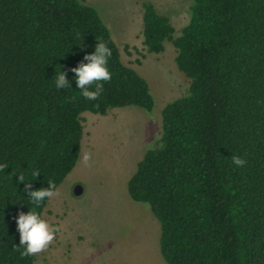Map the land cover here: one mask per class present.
<instances>
[{"label":"trees","instance_id":"trees-1","mask_svg":"<svg viewBox=\"0 0 264 264\" xmlns=\"http://www.w3.org/2000/svg\"><path fill=\"white\" fill-rule=\"evenodd\" d=\"M174 33L169 17L144 3L147 51L161 53L173 41L190 85L163 107L161 135L138 162L129 194L159 221L168 264H264V0H192L189 22ZM98 40L112 50V79L87 101L70 69ZM60 69L72 88L55 89ZM126 106L152 112L155 97L123 63L95 7L0 0V163L8 165L0 173V264L35 262L14 248V217L31 208L24 191L31 171L41 172L28 181L34 190L49 181L56 190L80 155L82 114ZM233 155L246 165L237 168Z\"/></svg>","mask_w":264,"mask_h":264},{"label":"rangeland","instance_id":"rangeland-1","mask_svg":"<svg viewBox=\"0 0 264 264\" xmlns=\"http://www.w3.org/2000/svg\"><path fill=\"white\" fill-rule=\"evenodd\" d=\"M84 1L110 29L123 63L147 79L155 106L152 112L126 106L82 114L80 155L43 212L62 231L35 255L34 264H168L160 252V223L149 204L132 199L128 181L159 140L163 107L185 95L190 83L178 69L173 41L166 40L161 53L147 51L143 13L144 3H152L169 17L176 38L190 20L192 0ZM77 185L83 187L81 195L74 194Z\"/></svg>","mask_w":264,"mask_h":264},{"label":"clouds","instance_id":"clouds-1","mask_svg":"<svg viewBox=\"0 0 264 264\" xmlns=\"http://www.w3.org/2000/svg\"><path fill=\"white\" fill-rule=\"evenodd\" d=\"M112 50L108 45L98 40L94 51L85 53L82 60L77 66L70 69L74 73V82L76 88L79 89L80 95L87 101H96L103 93L104 82L112 79V72L109 69ZM54 86L57 91L72 88L70 80L66 76V72L56 71L54 77ZM91 155H85L83 162L88 165ZM232 163L237 168H242L247 161L238 155L232 156ZM8 167L7 164L0 163V173ZM41 172L38 169L31 171L34 180ZM19 181H25L23 173L17 175ZM25 181L24 191L27 193L28 212L20 211L15 219L16 230L19 233V246H15L20 251L21 257H31L43 252L57 238L62 231L61 225H53L39 209L46 200H50L54 195H58L55 185L49 181L47 187L33 189L31 183Z\"/></svg>","mask_w":264,"mask_h":264},{"label":"water","instance_id":"water-1","mask_svg":"<svg viewBox=\"0 0 264 264\" xmlns=\"http://www.w3.org/2000/svg\"><path fill=\"white\" fill-rule=\"evenodd\" d=\"M83 193V187L80 186V185H77L75 188H74V194L75 195H81Z\"/></svg>","mask_w":264,"mask_h":264}]
</instances>
